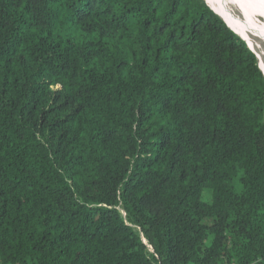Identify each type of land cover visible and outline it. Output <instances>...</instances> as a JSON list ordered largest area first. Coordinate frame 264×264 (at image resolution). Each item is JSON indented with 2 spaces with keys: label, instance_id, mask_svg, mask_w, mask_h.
Wrapping results in <instances>:
<instances>
[{
  "label": "trees",
  "instance_id": "16d2710c",
  "mask_svg": "<svg viewBox=\"0 0 264 264\" xmlns=\"http://www.w3.org/2000/svg\"><path fill=\"white\" fill-rule=\"evenodd\" d=\"M0 264H264V72L205 0H0Z\"/></svg>",
  "mask_w": 264,
  "mask_h": 264
},
{
  "label": "bare ground",
  "instance_id": "6f19581e",
  "mask_svg": "<svg viewBox=\"0 0 264 264\" xmlns=\"http://www.w3.org/2000/svg\"><path fill=\"white\" fill-rule=\"evenodd\" d=\"M212 8L224 19L230 28L240 33L241 37L251 45L253 49L259 46L257 39L264 41V26L251 19L250 11L264 15V4L259 6L254 0H208ZM263 6V7H262ZM244 7V8H243ZM240 10L241 15H237Z\"/></svg>",
  "mask_w": 264,
  "mask_h": 264
},
{
  "label": "rangeland",
  "instance_id": "374dc122",
  "mask_svg": "<svg viewBox=\"0 0 264 264\" xmlns=\"http://www.w3.org/2000/svg\"><path fill=\"white\" fill-rule=\"evenodd\" d=\"M259 6H261V3L264 4V0H254ZM205 2L211 7L212 10H214L211 6V3L210 1L208 0H205ZM261 2V3H260ZM263 7V6H262ZM244 8V7H243ZM264 11V9H262ZM215 11V10H214ZM246 11L248 12H251V19L253 20H256L258 23H260L261 25L264 26V15H260L257 14V13H254L252 11H250L248 8L246 9ZM216 12V11H215ZM217 13V12H216ZM236 13L237 15H241V12L240 10H236ZM218 14V13H217ZM219 15V14H218ZM220 16V15H219ZM221 17V16H220ZM222 18V17H221ZM224 20V19H223ZM229 26V25H228ZM232 29V28H231ZM233 31H235L237 33V35L239 37H241L240 33H238L236 30L232 29ZM242 38V37H241ZM256 41L259 43V46H256V49H253L250 45V47L253 49V51L255 52L257 58H258V62L260 64V67L262 69V71L264 72V41L263 40H260V39H257L256 38ZM248 43V42H247Z\"/></svg>",
  "mask_w": 264,
  "mask_h": 264
},
{
  "label": "water",
  "instance_id": "95a60500",
  "mask_svg": "<svg viewBox=\"0 0 264 264\" xmlns=\"http://www.w3.org/2000/svg\"><path fill=\"white\" fill-rule=\"evenodd\" d=\"M243 39V38H242ZM244 40V39H243ZM245 41V40H244ZM246 42V41H245ZM249 45V44H248ZM250 46V45H249ZM251 48V47H250ZM252 49V48H251ZM252 51H253V49H252Z\"/></svg>",
  "mask_w": 264,
  "mask_h": 264
}]
</instances>
